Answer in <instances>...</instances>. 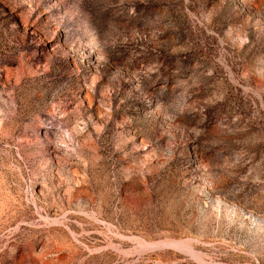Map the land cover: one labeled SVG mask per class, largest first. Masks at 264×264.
Wrapping results in <instances>:
<instances>
[{
  "label": "rangeland",
  "instance_id": "obj_1",
  "mask_svg": "<svg viewBox=\"0 0 264 264\" xmlns=\"http://www.w3.org/2000/svg\"><path fill=\"white\" fill-rule=\"evenodd\" d=\"M0 264H264V0H0Z\"/></svg>",
  "mask_w": 264,
  "mask_h": 264
},
{
  "label": "bare ground",
  "instance_id": "obj_2",
  "mask_svg": "<svg viewBox=\"0 0 264 264\" xmlns=\"http://www.w3.org/2000/svg\"><path fill=\"white\" fill-rule=\"evenodd\" d=\"M171 244V243H170ZM169 246V245H168ZM172 246H178V244H173V245H170V247H172ZM180 246V245H179ZM178 246V247H179ZM191 257V256H190Z\"/></svg>",
  "mask_w": 264,
  "mask_h": 264
}]
</instances>
